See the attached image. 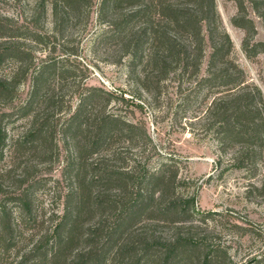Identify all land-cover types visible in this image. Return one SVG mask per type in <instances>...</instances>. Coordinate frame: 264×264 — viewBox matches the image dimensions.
Masks as SVG:
<instances>
[{
	"label": "trees",
	"instance_id": "1",
	"mask_svg": "<svg viewBox=\"0 0 264 264\" xmlns=\"http://www.w3.org/2000/svg\"><path fill=\"white\" fill-rule=\"evenodd\" d=\"M232 1L236 4L232 24L244 31L245 55L263 54L264 80V40H253L256 28L245 0ZM247 1L264 24V0ZM93 5V0H52L49 34L37 29L46 17L42 0L36 3L29 24L17 25L0 17V68H10L0 75V102L8 105L17 87L30 80L24 101L15 112L3 113L29 121L14 139V149L45 162L58 156L59 142L70 146L64 166L69 187L63 212L54 219L51 235L41 238L17 264H59L68 257L67 250L79 243L87 248L75 252L70 264H102L108 255L117 256V264H231L223 247L209 245L206 238L193 233V221H202V213L195 208L193 194H182L178 168L171 161H160L152 170L138 166L124 170L93 157L119 139L146 136L143 126L107 111L113 92L76 86L67 56L52 55L56 47L49 46L50 38H63L73 22L84 13L89 15ZM96 8V18L103 24L97 41L110 42L121 52L128 75H134L143 90L158 91L171 76L179 84L184 75L192 80L194 97L206 90L210 100L205 115L219 167L224 157L230 167L251 173L259 161L264 164V97L232 58L233 43L215 0H98ZM35 45H41L44 56H36ZM251 187L264 194V177ZM30 188L24 187L16 198L26 213ZM7 215L0 208V245L5 247L15 240ZM42 247L41 256L28 262Z\"/></svg>",
	"mask_w": 264,
	"mask_h": 264
},
{
	"label": "rangeland",
	"instance_id": "2",
	"mask_svg": "<svg viewBox=\"0 0 264 264\" xmlns=\"http://www.w3.org/2000/svg\"><path fill=\"white\" fill-rule=\"evenodd\" d=\"M38 1L0 0V17L17 25L29 24ZM42 1L45 2L46 17L37 23V29L49 34L53 28L52 0ZM93 1L89 15L84 13L73 22L63 38H50L49 46L56 47L52 55L67 56L74 67L71 81L76 86L87 84L113 92L115 97L106 106L107 111L143 126L146 134L143 139L134 141L119 139L93 157L104 158L110 168L124 170L137 166L152 170L160 161H171L178 168L182 194H193L195 208L202 213L199 217L203 218L202 221L198 218L193 221V233L206 238L209 245L223 247L231 264H264V194L251 187L263 179L264 164L259 161L256 171L251 173L230 167L224 157L227 163L219 167L217 147L205 115L210 100L206 90L194 97L193 83L188 75H184L179 84L171 76L158 91L147 92L139 87L134 75H128L126 58L121 52L110 42L97 41L103 24L96 18L98 0ZM215 2L223 28L233 43L232 58L244 70L248 80L259 86L264 97L263 54L245 55L242 49L244 31L232 24L236 14L235 2ZM245 4L256 28L253 40H264L261 18L247 0ZM21 42L27 43V40L21 39ZM34 49L36 56H44L41 45H35ZM62 49L68 53L62 55ZM9 69V66H2L0 75ZM203 71L204 64L201 73ZM29 88L30 80L27 79L17 87L15 97L8 105L0 102V136L4 135L3 140L0 139V208L7 212V224L15 234L12 245H0V264H17L41 238L51 235L54 219L63 212V196L69 187L64 179V166L70 146L59 142L58 156L45 162H40L36 155L14 149V139L25 131L29 121L24 117H12L15 115L3 116V113L15 112ZM63 90L68 92L67 88ZM116 150L119 153L113 154ZM229 154L231 150L226 153ZM36 181H40V185ZM27 185L31 187L28 213L16 199ZM107 213L108 210L105 215L109 216ZM84 248L87 247L79 243L74 249L67 250L68 257L61 259L59 264H70L75 252ZM42 251L43 247L34 252L28 262L37 260ZM119 262L117 256L111 258L108 255L102 264Z\"/></svg>",
	"mask_w": 264,
	"mask_h": 264
}]
</instances>
